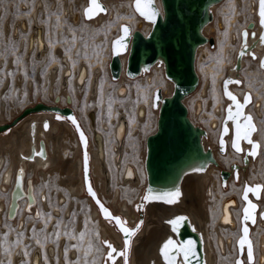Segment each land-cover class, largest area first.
<instances>
[{"label": "bare ground", "instance_id": "1", "mask_svg": "<svg viewBox=\"0 0 264 264\" xmlns=\"http://www.w3.org/2000/svg\"><path fill=\"white\" fill-rule=\"evenodd\" d=\"M28 1L29 0H26V2L24 3L19 2V10L21 8H24V6L22 5H25V10L29 8ZM48 1H50V4L52 5H56L57 3V0ZM80 1L81 0H61V16L67 18L72 25H77L80 22L85 21H87L89 25L91 24V26H95L96 24H103L106 19L111 18L113 10L119 8L124 11L126 6L131 5V0H99V2L104 6L105 10L99 11L96 15L90 18H86L83 9L87 5V0H84V4L82 5H79ZM153 1L161 10L160 0ZM236 1L238 5L242 3V0ZM221 2L223 1L219 0L208 5L207 11L212 14V19L203 24V26L199 30V32L206 38L212 37L214 42L215 39L216 41H218V38L220 35H222V32H224L228 28L226 19L224 20L221 17L216 16V14L213 16V10L214 13L216 12V10L218 11V6L220 4V9H227V7L224 6L225 3L222 4ZM251 3H249L248 14H242V18L240 14L241 12L238 11L237 15L234 18L238 19L240 17L239 20L244 19L242 23V29L246 27L247 23L254 22L255 27L254 29H252L254 32V37H251V30H248L246 40L243 42L240 35V31L242 29L232 37L230 35V39H234L236 42V50L232 61L233 63L229 67H227L224 77L220 80V94L217 97L212 96L208 99V101L203 100L205 102L204 104H202V99H195L193 107L192 109H190L188 105V99L192 96L191 98L193 100L194 95L198 94L199 96H202V93H206V86H204V84H201L198 89L195 88L196 91L194 89L195 92L193 91L191 95L189 94L183 99V102L187 108L189 120L194 126L197 125L196 123H201L200 125L207 129L208 136L212 143H215V140L218 139L221 123L226 111H229V108L232 109L233 107L231 101H229L222 92V81L224 79L236 78L237 81H240V83L232 82L227 87L231 93L239 98V100L241 99L245 91H251L250 94L252 96V101L245 107V110L243 112H249L250 114H252L255 124L257 123L256 127L258 125V120L260 118H264V88L262 86H259L257 82H254V84H252V87H254L252 90L246 88L245 86L242 87V80L239 76L245 59H255V64L260 67L259 58L264 52V42H261L259 36L260 26L257 22V1L255 0V2L253 1ZM1 4L2 3L0 2V8L2 9ZM39 6L40 4H38L37 2H35V4L32 6L30 10L31 14L29 22L26 21L23 16H20L16 21L8 25L11 27H8L9 29L6 31L5 27L7 26V21H5L2 26V32L0 35L1 49L11 48L14 50L12 53H21L23 57L22 59L25 62H33L34 64H36L37 68H40L41 66H44V68H46L45 75L49 86L47 94L48 97L52 98L53 102V104L49 105L61 106L62 103L70 104V107L74 111L76 118H79L78 121L82 126L84 132L86 131L85 133L88 135L91 171L93 177L92 179L94 188L99 198L104 202L106 206L111 209L112 212L120 215L128 225L133 226L134 224L132 223H134L137 219V215L133 209V206L130 205V203L126 204L123 201L122 189H134L136 192L135 197L136 199H138L141 194V189L145 185L147 186V173L145 166V156L144 160L141 159L136 166L133 164V162L125 161L124 159L127 149L126 141L128 138V134L131 131L128 127L131 124L130 117L126 112L122 111L121 113L120 109L118 110V113H116L115 118L112 119V125L110 127L106 124V122H102L100 124V127L97 126V100L99 95L100 76L103 73V68L96 62L94 64H91L87 60H80L78 65L74 66L73 62L70 60L67 54L65 55L58 50L54 51L55 59L49 62V60L47 59V54L50 49V42L46 37V30H44V28L41 26L42 24L40 19L38 23L35 22V14H37ZM36 19H38V17ZM121 20L122 22H124L121 24L128 25L131 32L136 28H139V30L144 35H146L151 28V22L145 21L137 13H133L132 16H130L129 13H125ZM35 32L37 33V35H35ZM206 44L208 45L207 42H203L197 45V47L195 48L194 70L197 75L198 70L195 68L196 56L199 52L206 51ZM245 44L247 45V47H244ZM239 50L242 51V56L240 57V59L237 58V53ZM128 51L129 47L126 50V53L120 54V60L124 67L127 62ZM12 61L13 59L10 61L8 68L12 66ZM2 65L3 60L0 59V67ZM149 70L152 72H146ZM153 72L157 73L159 75V78L157 75H154ZM262 73L264 74V71H262ZM124 75V69H122L120 77L115 81H112L113 84H117L115 87V93L122 98L126 95L128 90L126 87V83L124 82V79L126 80V78H124ZM139 75L145 76L144 78L147 83L155 85L154 89L160 88L162 90V93H164L165 95L168 94V96L171 94L174 82L173 80L166 77L164 72V63L161 57H159L157 61H155L150 66L149 69L144 68V66L142 65L140 73L136 77H138ZM199 78L200 77L198 75V79ZM71 80L74 86V95L70 92ZM259 87H262L260 91L258 90ZM244 89L247 90L243 91ZM57 94H59L60 97L59 95L56 96ZM85 95L86 103L90 106L85 109L83 114L82 104H77L78 107H75L74 104H76V101L83 102L82 99ZM149 101L150 99L144 101L141 104H138L135 108V120L138 122V124L143 122L145 116L147 115V110L149 109ZM198 101H201L199 105L197 104ZM71 103H74L72 104L73 106L71 105ZM154 110L155 111H153V118L156 125L158 110ZM90 111L92 112L91 115H89ZM18 112L19 108H16L11 111L9 113V116L7 117L4 108H0V124H3L2 122L6 123L5 121H8V119L12 118L13 116L15 117ZM82 114L85 115V118ZM45 123H47L48 125L47 128H45ZM54 125H56V127H54ZM104 125H107V127H104ZM226 127L230 130V134L225 137L227 143V151V149L230 148L229 142L231 136V123H226ZM107 129H111L112 132L113 141L111 144L108 143L106 138ZM64 136H67V138L69 137V141H71L72 144L70 147L71 157H69V155L66 163L62 164L60 163L61 154L59 151V145L60 139L62 140V137ZM76 137L77 135L71 124L67 122L63 117L52 113L32 114L10 128L7 131L6 135L0 137V189L4 190L7 194L5 201L0 200V225L1 218L7 219L6 211L10 199V191L13 185V178L16 168L19 165H21L22 168H25V183L26 180L31 179L37 204H40V206H42V209L49 208L48 198L46 193L43 191L39 192L38 195H36L35 188L38 183L34 176H29V174L31 173L32 175L36 174L41 178H43L44 176L46 178L47 172L64 168L65 172H71L72 179H70L71 177H69L68 179V173H65L63 175L61 174V176L66 175V177L62 179L64 181L63 185H65V187H67L70 192H76V195L84 191L82 187L81 177V156L78 155L80 144L79 141H77L78 138ZM254 137L259 143V153L255 158H251L244 153L240 154L238 152H236L237 154L234 153L231 157H227L226 155L224 156L223 154H225L226 151L224 153H220L218 151V141L216 146H209L208 144H206V136L204 135L201 136V145L203 152H206L207 148L213 151L216 162L218 164L220 162L222 165H227L231 160L237 161L231 162L230 165L232 163L238 164L240 175L244 174L241 173L240 167H248L250 161L252 162L253 160H256V165L259 169H251L250 172V174L253 175L255 182H247L250 184L260 183L264 187V172L262 173V171H264V163L262 164V159L264 157V138L263 141H261L256 138V135ZM40 140L44 141V154H38L37 152L38 143ZM49 140L52 142V144L48 142ZM243 148H247V145H244ZM216 150L222 155H218L216 157ZM5 153L8 158L7 163ZM110 158L112 161V165L110 163ZM118 164L119 166H117ZM251 165H253V163ZM213 166L216 165L208 161L205 156H203V158L201 159H192L185 163L183 167H181L175 178H172L162 184H156L150 189L147 196V204L145 209L146 217L142 221L143 227L141 229L139 228L132 237L130 251L131 264H168V261L165 259L164 254L161 253L160 249L164 246L165 241L169 239H171L177 246L176 248H173L169 253L170 257L174 261V264H186L185 255L182 251L179 250L178 247L179 245H181L179 243V238L177 235L179 227L174 230L173 226L168 223L170 220H173L177 216L184 217L185 219L182 222H185L190 230L196 232L202 254V264H216V259L222 257L224 254L226 255L227 253H229L230 249L236 250L235 240L239 235V216L241 202L239 203V205H237V200L234 196L238 198L241 192L242 185L246 180L243 181L241 186H236L230 181L232 179L231 176L227 184L229 189L227 192L222 193V198L218 203L216 222L214 224H211L213 220L214 208L213 190L217 180V173L214 170ZM229 167L224 169H228ZM5 172L6 177H4ZM60 172L63 173L62 171ZM177 189H179L180 195L174 198L172 196V193H174ZM5 192H3V194H5ZM60 197L62 198L64 196L62 194H59L57 197V201ZM230 197L233 198L229 200ZM86 199L90 206L91 215L96 218L95 220L99 231L105 236V238H109L111 242L115 243V246H113L112 244L111 245L112 248L115 249L116 254L114 255V258L109 259L111 261H114L115 264H122L121 255L119 254L121 252L120 245L122 243L119 232L114 228V225L111 222L101 218L97 207L88 195L86 196ZM170 200L171 203L169 202ZM258 205L260 209L262 206L261 202H258ZM21 206H23V209L25 210L26 200L24 198L19 201L18 211L21 209ZM34 206L31 208L30 214H33ZM37 208L38 214H41L39 207ZM18 211L16 217L13 219L15 220L17 218L16 227H19V221L21 220V218L18 219L17 217ZM259 220L261 224H259L260 222L258 223ZM263 221L264 219H260L259 217H257L256 224L252 226L250 230V237L253 243V252L256 257V261L254 263L257 262V264H264V262L260 263L258 261V257L261 254H263L264 260ZM48 247L46 248V250H48ZM39 251L35 249L31 251L29 256L30 264L43 263L41 256L43 254L39 253ZM50 256L52 258V254H50ZM20 257H23V254H20ZM243 260H245V256L241 257L242 263H245L243 262ZM187 264H189L188 260Z\"/></svg>", "mask_w": 264, "mask_h": 264}, {"label": "rangeland", "instance_id": "2", "mask_svg": "<svg viewBox=\"0 0 264 264\" xmlns=\"http://www.w3.org/2000/svg\"><path fill=\"white\" fill-rule=\"evenodd\" d=\"M81 1L79 5L84 4V0ZM222 1L223 2L221 3H225L224 6L227 7V9H220V4L218 6V11L216 10L214 13L213 10V16L216 14V16H219L222 19H226L228 28L222 32L218 41L215 39L213 47L206 44V51H201L196 56L195 68L198 70V75L200 77L196 89H198L201 84H204V86H206L205 89L207 90L206 93L201 94L203 97L205 96L204 98L196 94L193 96V100L191 98L192 96L188 99L190 109H192L195 99H202V104H204V101H208L212 96L217 97L220 94V80L224 77L227 67L233 63L232 61L236 50V42L234 39H230V35L232 37L243 27L242 23L244 19L239 20L240 17L238 19L234 17L237 15L238 11L241 12V16L242 14H248L249 3L253 1L255 2V0H242V3L238 5L236 0ZM0 2L2 3V9L0 8V35L5 21H7V26L5 27L6 31L9 29L8 27H11L8 25L16 21L20 16H23L26 21L29 22L31 14L30 10L35 2H37L40 6L37 14H35V22L38 23L40 19L41 26L46 30V37L50 42V49L47 54L49 62L55 59L54 51L58 50L65 55L67 54L74 66L78 65L80 60H87L91 64L96 62L102 66L103 73L100 76V87L97 100V126L100 127L102 122H106L110 127L112 125V119L115 118L116 113H118V110L120 109L121 113L122 111L128 113L131 122L128 127L131 131L129 132L126 141L127 149L124 159L125 161L133 162L135 166L138 165L141 159L144 160L146 136L152 133L156 127L153 118V111L155 110L151 107L150 103L155 85L147 83L144 78L145 76L139 75L135 78H128L124 75V78H126V80L124 79V82L126 83L128 90L126 95L122 98L115 93V87L117 84H113L112 81L115 80H112L108 70V63L111 55V40L118 34L119 25L124 23L121 19L125 13H129L130 16H132L133 13L136 14L132 8V0L130 3L131 5L126 6L124 11L119 8L113 10L110 19H106L103 24H96L95 26H91V24L89 25L87 21L72 25L67 18L61 16V0H57L56 5L50 4V1L48 0H29V8L26 10L25 5H22L24 8H21L20 10L18 8V3H24L26 0H0ZM37 17L38 19H36ZM13 51L14 50L11 48L1 49L0 45V59L3 60V65L0 67V108H4L6 116L8 117L9 113L16 108H19V112L16 114L18 115L23 108L31 106L37 102L53 104L52 98L48 97L47 94L49 86L45 75L46 68H44V66L37 68L36 64L33 62H25L22 59L23 57L21 53L14 54L12 53ZM12 59L13 64L8 68ZM255 63V59H245L239 75L242 80V87L245 86L250 90L254 88L252 87L254 82H257L259 86L264 88V74L262 73L264 70L258 67ZM150 70L146 72L151 73L152 71ZM154 75H157L159 78L157 73H154ZM70 85V92L74 95L72 80ZM261 88L259 87L258 90L260 91ZM245 90L247 89H244L243 91ZM249 92L251 93V91ZM58 95L59 94L56 96ZM148 99H150V101L147 115L143 122L138 124L135 120V108L138 104H141ZM82 101L83 102L76 101V104H74V102L71 103V105L74 104L75 107H78L77 104H82V113L84 114L85 109L90 105L86 103V95L83 97ZM200 103L201 101L197 102L198 105ZM64 105L70 106V104L66 103L61 104V106ZM83 116L85 118V115ZM12 118H14V116ZM12 118H9L8 121L5 122H10ZM196 124L199 127L201 126V123ZM107 125H104V127H107ZM54 127H56V125H54ZM202 127L203 126H201V128ZM202 129L206 131V144L209 146H216L217 139L215 140V143H212L208 136L207 129L205 127ZM6 134L7 132L0 133V137ZM255 135L256 138L263 141L264 118L258 120L257 130L254 133V136ZM106 138L108 143L111 144L113 141L111 129H107ZM69 140L70 138H67V136L62 137V140L60 139L59 151L61 154L60 163L62 164L66 163L69 155V157H71L70 147L72 143ZM48 142L52 144L50 140ZM216 153V157L222 155L217 150ZM234 153L236 152L231 150V148H228L223 155L231 157ZM78 155L81 156L80 148L78 150ZM5 156L7 163L8 158L6 153ZM231 162L237 161L231 160L227 165H222L219 162L218 166H213L217 173V180L213 190L214 203H212L214 204V208L211 224L216 222L218 203L222 198V193L227 192L229 189L228 185L226 187L221 186L218 172L219 169L229 167ZM110 163L112 165L111 158ZM252 163L253 165H251ZM256 164V160H253L252 162L250 161L248 167H245L244 170L241 169V173H244L243 175H240L239 171L237 182H234L233 179L230 180L232 184L241 186L244 180H246L244 182H255L254 177L250 172L251 169H259ZM117 166H119V164ZM63 169H56L47 172L46 178L45 176L43 177L46 180L39 175H32V173L29 174V176H34L37 180L38 184L35 188L36 195L41 191L46 193L48 198V209H42V206L36 202V206L39 207L41 214H38L35 217L33 214H30L23 209L24 205L21 206L17 216L18 219L21 218L19 221V227H16L17 218L13 221L1 218L0 262H3V264H22V262L23 264H30L29 256L33 249L38 251L42 250L39 251V253L43 254L41 255L43 261L42 264H115L114 261L109 259V248L108 245L103 244V241L107 240L113 246H115V243L111 242L109 238H105V236L99 231L95 220L96 218L91 215L90 206L86 199V193L83 191L76 195V192H70V190L63 185L64 181L62 179L65 178L66 175L61 176V174L68 173V179L71 177V172H65V169ZM70 179H72V177ZM145 186L141 189V194L138 199L135 197L136 192L134 189H122L123 201L126 204L130 203L137 215V219L132 224H135L138 220L143 221L146 217L145 209L147 200H144L143 193ZM3 192L5 191L0 189V200L5 201L7 194L6 192L3 194ZM59 194H62L64 197H62L63 199L60 197L57 201ZM36 206H34V211L38 212ZM259 222L260 220L258 223ZM262 223L264 227V221ZM259 224H261V222ZM142 227L143 222L140 229ZM37 241H39V243ZM73 245H75V247H73ZM90 245L91 247H89ZM47 247L48 250H46ZM120 249L122 250V243ZM24 252H27L26 256L24 255ZM20 254H23V257H20ZM50 254H52V258ZM235 260L236 250L230 249L229 253L216 259V264H236ZM254 264H257V262Z\"/></svg>", "mask_w": 264, "mask_h": 264}, {"label": "water", "instance_id": "3", "mask_svg": "<svg viewBox=\"0 0 264 264\" xmlns=\"http://www.w3.org/2000/svg\"><path fill=\"white\" fill-rule=\"evenodd\" d=\"M216 1L219 0H160V10L153 0H142V3L147 4L148 10H150L154 14V19L149 20L145 16L141 15L139 11H137L136 0H133L132 7L134 8L135 12L145 21L151 22V28L149 32L144 35L139 30V28H136L131 32L128 25L120 24L117 36L114 37L111 41V58L108 65L110 77L112 79H118L121 75L122 69H124V73L126 76L130 78L136 77L140 73L142 65L144 66V68L149 69L150 66L155 61H157L159 57H161L163 59L164 72L166 77L173 80L174 82L172 92L169 96L168 94L165 95L164 93H162V90L160 88H155L152 91L151 107L158 110V115L156 119L155 131L146 136L145 166L147 173V186L144 188L143 192L144 200H147L146 197L148 196L150 189L154 185L162 184L172 178H175L181 167H183L185 163L192 159H201L203 158V156H205V158L214 165H219L216 162L214 153L211 149L207 148L206 152H203L201 145V136H206V131L199 126H194L192 124V122L188 118L187 108L183 102L184 97L191 94L199 83L198 75L194 70L195 48L197 47V45L203 42H208L210 47L214 46L213 38H206L199 32V30L203 26V24L212 19V14L207 11V7L209 4ZM90 3L91 0H87V5L83 9L84 15L85 9L90 7ZM96 3L101 5V7L105 10L104 6L99 2V0H96ZM99 11L100 10L98 9H93L94 14L85 17L90 18L96 15ZM257 15V22L260 26L259 36L261 37V33H264V26H262L259 22V0H257ZM123 26H126L128 29L127 35H124V32L122 30ZM254 27V22H249L247 23L246 27L240 31L241 39L243 42L246 40L247 36L242 35V33H248V30H251L250 35L251 37H254V32L252 30L254 29ZM120 37L123 38L122 40H120V45H122V48L118 50V45L116 44V42ZM128 47L129 51L127 54V62L124 67L120 60V54L126 53ZM241 56L242 51L239 50L237 53V58L240 59ZM262 59H264V52L259 58V66L260 68L264 69V67L261 66ZM225 81H229V85L230 83L236 82L237 80L236 78H230L224 79L222 81L223 95L225 89ZM245 94H248L250 96V100L247 103H244ZM224 96L232 103L233 107L231 117H236V104L230 99V97L226 95ZM237 101H239L240 104L243 105L242 111H244L245 107L251 103L252 96L249 91H245L241 99L239 100V98H237ZM38 113H52L58 115L60 117H63L73 127L80 144L81 177L83 190L97 207L101 218L111 222L114 225L115 229L119 232L122 240L121 252L123 251L124 240L126 238L129 240L127 264H131L130 251L132 237L140 227L130 236L126 237L120 226L117 225L114 220L107 219L105 217V214L100 210L99 204H97V200H99L100 203L104 205V207L109 209L113 216H119L121 218L120 215L112 212L111 209L104 204L94 188V184L92 182L89 138L88 135L84 132L78 119L76 118L72 108L68 105L62 107L57 105L45 104L43 102H37L31 106L23 108V110L10 122L0 124V133L7 132L10 128L18 124L26 117ZM91 113L92 112L90 111L89 115H91ZM243 113L244 116L251 115L252 122L257 130L252 114H250L249 112ZM244 116L230 118L229 111H226L217 139L218 151L220 153H224L226 151L227 143L225 137L230 134V130L226 127V123L230 122L231 136L229 147L233 151L240 154L244 153L251 158L257 157L259 153V143L254 138V133L256 132V130L251 132L247 138L241 136V138L238 140L240 149L239 151L232 146L233 140L236 139L237 136V124L239 123L241 126L244 125ZM81 133H83L84 135V142L81 141ZM221 141H223V144H221ZM252 142H255L257 144L255 155H253L251 152ZM244 145H247V148H243ZM37 152L38 154L45 153L43 140L39 141ZM85 153H87L88 157L87 170H85L84 166ZM262 161L264 163V157ZM238 167V164L232 163L228 169H219V178L222 187L227 186L231 176L234 182L238 181ZM245 167L246 166L240 168L244 170ZM20 169H23V173L19 176L20 182L17 185L16 181ZM25 175V168H22V166L19 165L16 168L13 178V185L10 191V199L6 211V218L8 220H13L16 217L19 208V201L21 199L24 198L26 200L25 211L28 213H31V208L36 205L37 201L34 195L33 184L31 182V179L26 180L25 183ZM85 176H87V183L85 182ZM4 177H6V172L4 174ZM256 185H259L260 187L257 188ZM89 186L92 187V190L95 193V197H93L88 192ZM246 188L248 189L247 192L245 191ZM263 188V185L260 183L250 184L248 182H244L238 198L234 196L237 200V205H239V203L241 202L239 216V235L235 240V246L237 250L235 262L237 260L241 261L242 256H245V260H243V262L247 264H252L256 261L254 252L253 259L251 261L247 259L248 244L245 243L244 245H240L239 239L242 235H244L243 228L247 227L249 230L247 233V240L250 241L253 251V243L250 237V230L252 226L256 224L257 217H259L260 219H264V215H262L264 214ZM245 196H247V199H245ZM232 198L233 197H230L229 200H231ZM249 202L251 203V205H255V207H250ZM258 202H261L262 204L260 209ZM246 207L249 208L248 215L251 217L250 219L244 218L246 215L244 209ZM33 215L36 217L38 215V212L34 211ZM121 221L123 222L124 227L129 229L135 228L138 223L140 224V226L142 225L141 220H138L133 226L128 225L122 218ZM177 235L179 238V243L181 245L184 244L185 241H193L192 252L194 253V255H190L187 257L189 264H202V254L196 232L190 230L185 222H181L179 224ZM121 257L122 264H125L124 257L122 255ZM258 261L260 263L264 262L263 254L258 257ZM241 264L244 263H242L241 261Z\"/></svg>", "mask_w": 264, "mask_h": 264}, {"label": "snow or ice", "instance_id": "4", "mask_svg": "<svg viewBox=\"0 0 264 264\" xmlns=\"http://www.w3.org/2000/svg\"><path fill=\"white\" fill-rule=\"evenodd\" d=\"M93 9H98L100 11H103L104 9L101 7V5H99L98 3H96V0H91L90 3V7L85 9V16H90L93 13ZM136 9L137 11L140 12L141 15L145 16L147 19L149 20H153L154 19V14L148 10V5L145 3H142V0H136ZM259 16H260V24L262 26H264V0H259ZM124 35L128 34V29L126 26H123L122 28ZM242 35L247 36V32L242 33ZM123 38L120 37L118 38V41L116 42V44L118 45V50L120 48H122V45H120V40H122ZM261 42H264V33H261ZM244 47H247V45L245 44ZM261 66L264 67V59L261 60ZM229 81H225V89H224V95L230 97V99L236 104V117L239 116H244V113L242 111L243 109V105L240 104L239 101H237V98L235 95H233L230 91H228L227 89V85H228ZM235 83H240V81H236ZM250 100V96L248 94H245L244 96V103H247ZM231 112L232 109L229 108V113H230V118H236V117H231ZM244 120L245 123L243 126H241L239 123L237 124V136L236 139L233 140L232 146L234 148H236L238 151L239 149V144H238V140L241 138V136H243L244 138H247L249 136V134L253 131L256 130L255 125L252 122V117L251 115H247L244 116ZM75 122V121H73ZM47 123H45V128H47ZM85 138L83 133H81V141L84 142ZM221 144H223V141H221ZM256 148H257V144L255 142H252V148H251V152L253 155H255L256 153ZM84 166H85V170H87V166H88V157H87V153H85L84 155ZM23 173V169L19 170V174L17 177V185L19 184V176L22 175ZM85 182L87 183V176H85ZM257 188H259V185H256ZM245 191L247 192L248 189L246 188ZM88 192L95 197V193L92 190V187L89 186L88 187ZM180 195L179 189H177L174 193H172V196L178 197ZM147 198V197H146ZM245 199H247V196H245ZM171 203V200L169 201ZM97 204H99L100 210L105 214V217L107 219H111L114 220L116 222L117 225L120 226L121 230L125 233V236L128 237L130 236L132 233H134L139 227L140 224L138 223L136 225L135 228L129 229L124 227L123 222L121 221V218L119 216H113L112 213L109 211V209H107L106 207H104V205L102 203H100L99 200H97ZM250 207L254 208L255 205H251V203L249 202ZM245 212V219H250L251 217L248 215L249 213V208L246 207L244 209ZM264 215V214H262ZM185 218L182 216H177L175 217L173 220H170L168 223H170L173 226V229H177L179 227V224L184 220ZM142 223V222H141ZM248 228L244 227L243 228V233L244 235H242L239 239V244L240 245H244L245 243L248 244V248H247V259L249 261H251L253 259V251H252V246L250 241L247 240V233H248ZM39 243V241H37ZM103 244L108 245L109 248V252H108V256L109 258H114L115 253V249L112 248V245L109 243V241L104 240ZM73 247H75V245H73ZM91 247V245L89 246ZM177 246L174 244V242L169 239L167 241H165L164 246L161 247L160 251L162 254H164L165 259L168 261V264H174V261L172 260V258L170 257L169 253L172 251L173 248H176ZM179 250L182 251L185 255V259H186V264H187V257L190 255H194V253L192 252V248H193V241L188 240L185 241L184 244L179 245ZM128 248H129V240L126 238L124 240V245H123V251L120 252L119 254L122 255L125 259V264H127V256H128ZM10 255V253H9ZM24 255H27V252H24ZM0 264H3V262H0ZM23 264V262H22ZM236 264H241L240 260L236 261Z\"/></svg>", "mask_w": 264, "mask_h": 264}, {"label": "built area", "instance_id": "5", "mask_svg": "<svg viewBox=\"0 0 264 264\" xmlns=\"http://www.w3.org/2000/svg\"><path fill=\"white\" fill-rule=\"evenodd\" d=\"M155 129H156V127H155ZM154 131H155V130H154ZM154 131H153V132H154Z\"/></svg>", "mask_w": 264, "mask_h": 264}]
</instances>
